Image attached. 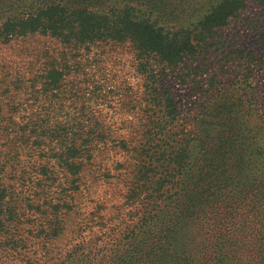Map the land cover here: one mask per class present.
<instances>
[{"label":"trees","instance_id":"16d2710c","mask_svg":"<svg viewBox=\"0 0 264 264\" xmlns=\"http://www.w3.org/2000/svg\"><path fill=\"white\" fill-rule=\"evenodd\" d=\"M94 1L98 2H89L88 5L80 0L3 2L7 16L0 22V41L40 35L77 51H89L95 45L112 48L115 44L127 43L141 81L139 107L145 120L139 141L141 145L132 147L139 158L133 163L134 168L127 171L120 181L127 186V202L134 201L138 205L141 198H145L146 202L128 215L131 216V224L120 227L118 232L110 231L112 242L90 250L81 241V235L51 264H165V238L175 229L173 226L178 219L170 212L172 204H180L177 211L187 213L185 216L188 218L194 214L199 216L197 218L205 223L206 229L209 226L223 232V247L220 250L215 251L210 242L206 251L192 244L184 253L191 259L184 264H264V243L259 241L260 247H263L260 248L261 255L248 254L234 249L233 236L229 235V229L245 226L250 237H256L260 235L264 222V178L256 180L239 174H246L245 163L254 162L252 152H248L247 141L252 144V137L247 136L250 130L244 127L240 117L244 108L242 100L236 98V103H228L227 96L221 92L216 107L212 108L214 114L207 113L210 107L204 113L207 117H217L220 124L203 118L204 114L199 112L179 145L172 144L178 132H170L167 128L170 124H177L180 119L179 95L173 84L176 79L179 82L184 80L177 71L181 65L203 71L199 63L188 66L187 62L197 61V55L204 49L207 40L217 33L216 29L238 15L247 1L217 0L209 5L203 16L197 21H190L187 27L176 26L164 22L162 17L153 16L148 0H118L121 3ZM253 1L264 5V0ZM79 73L88 75L84 71ZM65 75L61 67L47 63L40 74L30 79V87H34L35 92H41L48 101L57 99V92H61L64 86ZM48 108L40 109L37 114L31 113L37 119L18 126L17 130L20 138L32 140L31 146L44 160L40 164L39 174L50 182L39 185L38 197L31 204V199L24 203L14 198L6 209L9 221L14 223L24 214L20 212L22 208L42 214L47 221L39 226L40 236L57 235L58 231H64L62 216L73 206V195L80 183L78 174L92 159L93 147L108 142H113L117 149L127 147L125 139L110 137V129L94 120L92 116L98 112L89 103L78 106L75 117L64 122L52 118L59 116V112L50 117ZM40 115L42 118H39ZM260 117L259 130L264 140V115ZM5 129L0 126V133ZM253 144L256 142L253 141ZM258 149L264 172V147ZM218 153L229 157L228 165H224L217 174L211 170L216 168L213 167V156ZM187 163H191L192 167L187 168ZM4 167L5 162L0 159V171ZM57 175L59 178H56ZM195 176L200 183L202 177L208 181L212 179L214 183L212 186L210 183L200 186L206 204L199 211L187 212L190 210L186 211L182 202L186 200L187 205L191 204ZM217 177L220 184L215 182ZM61 179L64 181L61 182ZM52 185L54 191L51 190ZM58 187L61 188L56 190ZM4 192V188H0V197L4 196ZM211 196L216 198L209 206L207 201ZM1 203L0 200V207ZM18 203L23 205L19 207ZM14 243L8 244L13 249L11 255L21 260L22 264L46 263V260H42L46 252L37 254L36 249L27 250V237L18 238ZM197 249L199 252H196ZM214 251L220 253L216 256ZM41 255H44L42 259Z\"/></svg>","mask_w":264,"mask_h":264},{"label":"rangeland","instance_id":"374dc122","mask_svg":"<svg viewBox=\"0 0 264 264\" xmlns=\"http://www.w3.org/2000/svg\"><path fill=\"white\" fill-rule=\"evenodd\" d=\"M80 1L87 5L89 2H98ZM216 1L148 0V7L153 16L162 17L160 19L164 22L187 27L190 26V21H197L203 16L209 5ZM246 1V6L239 10L238 15L217 28V33L207 40L204 49L197 55V61L187 62L188 66L199 63L203 71L201 68L193 70L182 65L177 71L184 80L179 82L176 79L173 84L176 94L179 95L177 101L181 110L180 119L177 124L173 123L176 126L170 124L167 128L170 132H178L179 135L173 137L172 144L179 145L183 142V134L192 128L191 123L196 114L206 113L209 107L207 113L214 114L212 108L216 107L221 92L227 96L228 103H236V98H240L241 105H244L240 117L244 127L247 126L250 130L247 136H251L252 144L253 141L256 144L252 145L247 141L248 152H252L254 162L245 163L246 174H239L262 180L264 172L260 165L258 148L264 147L259 130L260 116L264 115V5L253 0ZM3 2L5 0H0V22L7 16V8ZM108 2L121 3L118 0ZM47 63L56 64L66 73L61 92H57V99L50 101L41 92H35L34 87H30V79L40 74ZM78 66L80 71H77ZM83 71L88 75L79 73ZM140 83L133 54L127 43L115 44L112 48L95 45L89 51H77L55 39L40 35L0 41V126L7 129L0 133V159L5 162V167L0 171V188L5 190L4 196L0 197V264H22L21 260L12 257L13 249L8 245L15 244L21 237H27V250L36 249L37 254L46 252L45 258L41 255V259L46 260L45 264H51L81 235V241H84L86 247L94 250L112 242L110 231L118 232L120 227L131 224V216L128 215L146 200L141 198L138 205L134 201L127 202L125 194L128 189L120 178L134 168L133 163L139 158L136 149L132 147L141 145L139 141L145 120L139 107ZM92 91L95 93L92 94ZM85 103L91 104V108L98 112L92 117L107 130L110 129V137L125 139L127 147L117 149L113 142L93 147L92 159L78 174L80 183L73 195V206L62 216L64 231H58L57 235L40 236L39 226L47 221L42 214L22 208L20 212L24 214L16 223L9 221L6 214L11 199L18 198L24 203L31 199V204L38 197L36 193L40 191L39 185L50 182L39 174L40 164L44 160L39 158L37 149L31 146L32 140L25 141L20 138L17 128L29 120L37 119L31 113L37 114L40 109L45 110L48 107L50 117L59 112V116H53V119L63 122L71 120L77 114L78 106ZM203 118H210L220 124L217 117H207L204 114ZM228 157L229 155L215 154L213 167L216 168L211 170L213 167H209L211 172L218 174L224 165H228ZM186 167L190 168L192 164L187 163ZM58 175L56 178H59ZM219 177L215 182L220 184ZM200 179L201 183L196 176L193 179L191 204L187 205L186 200L182 202L185 210H190L187 212L199 211L206 204L200 186L208 183L212 186L214 182L212 179L206 180L205 177ZM51 190H55L53 185ZM215 198L209 197L207 204L210 206ZM22 205L18 203L19 207ZM178 207H181L180 204L170 206L171 214L178 219L173 226L175 229L165 238V264L186 263L191 258L184 253L193 245H199L201 251H206L208 242L214 246L215 251L223 247L222 230H214L209 226L206 229L205 223L197 218L199 216L194 214L188 218L185 216L187 213L177 211ZM262 210L264 212V206ZM245 229V226L229 229V235L233 236L234 249L248 254H259L262 247L259 241L264 243V222L259 237H250ZM215 251L217 256L220 252Z\"/></svg>","mask_w":264,"mask_h":264}]
</instances>
